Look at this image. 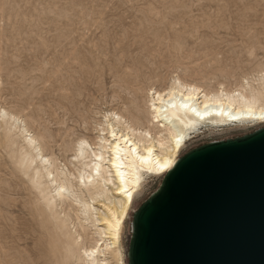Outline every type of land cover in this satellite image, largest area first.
<instances>
[{"label": "rangeland", "instance_id": "rangeland-1", "mask_svg": "<svg viewBox=\"0 0 264 264\" xmlns=\"http://www.w3.org/2000/svg\"><path fill=\"white\" fill-rule=\"evenodd\" d=\"M263 67L264 0H0V110L44 136L60 162L78 138L95 139L104 112L130 100L145 110L151 88L179 77L232 90L257 84ZM263 126L198 125L180 155ZM19 144L0 114V264H59L17 166ZM161 177L147 175L125 222V264L132 212Z\"/></svg>", "mask_w": 264, "mask_h": 264}, {"label": "bare ground", "instance_id": "bare-ground-1", "mask_svg": "<svg viewBox=\"0 0 264 264\" xmlns=\"http://www.w3.org/2000/svg\"><path fill=\"white\" fill-rule=\"evenodd\" d=\"M260 73L257 84L246 79L232 90L179 77L151 88L145 110L130 100L123 111L104 112L95 139L78 138L66 162L23 119L0 110L20 141L17 166L38 195L34 214L49 237L48 254L59 264H125L122 230L147 175L163 176L198 125L264 124V67Z\"/></svg>", "mask_w": 264, "mask_h": 264}, {"label": "water", "instance_id": "water-1", "mask_svg": "<svg viewBox=\"0 0 264 264\" xmlns=\"http://www.w3.org/2000/svg\"><path fill=\"white\" fill-rule=\"evenodd\" d=\"M127 264H264V126L180 155L132 212Z\"/></svg>", "mask_w": 264, "mask_h": 264}]
</instances>
